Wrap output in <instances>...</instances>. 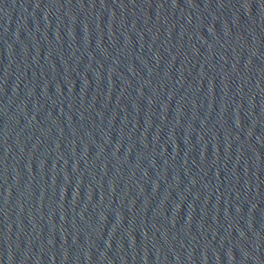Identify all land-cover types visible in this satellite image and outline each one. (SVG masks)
<instances>
[{
  "label": "water",
  "instance_id": "obj_1",
  "mask_svg": "<svg viewBox=\"0 0 264 264\" xmlns=\"http://www.w3.org/2000/svg\"><path fill=\"white\" fill-rule=\"evenodd\" d=\"M0 264H264V0H0Z\"/></svg>",
  "mask_w": 264,
  "mask_h": 264
}]
</instances>
